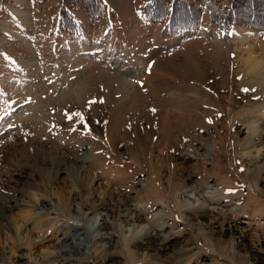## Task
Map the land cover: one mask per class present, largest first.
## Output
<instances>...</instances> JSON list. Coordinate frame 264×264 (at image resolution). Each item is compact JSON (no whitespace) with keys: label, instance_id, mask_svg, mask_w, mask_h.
I'll return each mask as SVG.
<instances>
[{"label":"rangeland","instance_id":"374dc122","mask_svg":"<svg viewBox=\"0 0 264 264\" xmlns=\"http://www.w3.org/2000/svg\"><path fill=\"white\" fill-rule=\"evenodd\" d=\"M152 1L0 0V264H264V0Z\"/></svg>","mask_w":264,"mask_h":264},{"label":"bare ground","instance_id":"6f19581e","mask_svg":"<svg viewBox=\"0 0 264 264\" xmlns=\"http://www.w3.org/2000/svg\"><path fill=\"white\" fill-rule=\"evenodd\" d=\"M208 35L209 34H206V36H208ZM262 63L263 62L261 60H258L256 58L247 59L244 62V70H245L246 74L249 75L250 77L257 76L261 71ZM173 88H174V96L176 95L178 97L183 96L185 98H188L187 94H184L185 90L183 91L180 88H175V87H173ZM249 126H250V133H249L250 136L255 135V136H257V140H259V142L264 141V133H261L260 131L257 133L256 132L257 130L253 125L252 126L249 125ZM246 144H249V140H247ZM89 181H90V179H88V180L81 179V182H80L81 186L80 187H82V188L87 187L89 185ZM87 198L88 197H86L85 199H87ZM88 199H90V197ZM84 201H88V200H84ZM88 204H89V201H88ZM85 205H82L79 208L80 213H82L81 215L84 217L85 221H81L80 219L76 220V222L73 221L74 223H71L70 228L69 229L67 228L68 229L67 232L65 234H63L61 236V238L59 239V242L64 244V246L66 248H70L73 241H77V244H79V246L82 244H92L91 242H95V244H97V245L100 244L98 246V248L103 247L102 245L104 243L105 238L102 236H97V234H96L97 232H100V227L102 226V224H101L102 219L100 217L94 218V217H96L95 215H97L98 208L96 205L95 206L90 205V208L93 212H91L90 214H88V213L85 214L84 213ZM30 212H27L24 215H22V217H21L22 221H26L27 219H31V217H33V215ZM2 213L3 212H1L0 217L4 218V215ZM91 214H93L94 217H91L92 216ZM49 223H50L49 220H45L43 218H37V219L33 220L29 224V231H27V234L21 240L18 239V242L21 245H28V246L31 245L32 243L34 244L37 240H40V238L42 239V235L47 231ZM160 225L161 224H159L158 227L161 229L162 226H160ZM4 227H6V226H4ZM19 227L20 226L19 225L17 226L15 222H12L11 229L15 232L14 234H17ZM152 228H149L147 231H143L142 229H139V230L136 229L135 233H134L136 240L138 242H141L142 240L146 239L149 231L152 232ZM12 234L8 233V231H7V233L5 234L7 239L4 242L0 241V248L3 249L6 241L9 239L8 241H10V243H11L9 246V253L12 256H14L16 253L15 248H16L17 242L14 238V235H12ZM130 244H131V242H130ZM128 246H129V243H128ZM45 259L50 260L49 258H45ZM6 261L8 262L9 260H6Z\"/></svg>","mask_w":264,"mask_h":264},{"label":"trees","instance_id":"16d2710c","mask_svg":"<svg viewBox=\"0 0 264 264\" xmlns=\"http://www.w3.org/2000/svg\"><path fill=\"white\" fill-rule=\"evenodd\" d=\"M159 0H153L152 3L150 4L151 7L154 8H158L159 6H161V1H163V5L165 7V4H167L168 0H161L160 2H158ZM198 2H200L202 5H204V7L208 10H210V14H211V9H212V4H216V2L218 0H197ZM157 4V6L155 7L154 5ZM173 5H174V9L176 8V6H185L184 2H181V0H173ZM176 4V5H175ZM249 4V5H248ZM253 5L255 6L254 9L257 8H262L263 7V2L261 0H232L231 2V7H230V14L227 17H222L223 18H228V19H236L237 17L240 18V16H243L242 14H239L237 11L239 10V7H246L249 6L250 8L253 7ZM159 9V8H158ZM236 11V12H235ZM253 15V13H249V16ZM221 14L216 18H220Z\"/></svg>","mask_w":264,"mask_h":264}]
</instances>
